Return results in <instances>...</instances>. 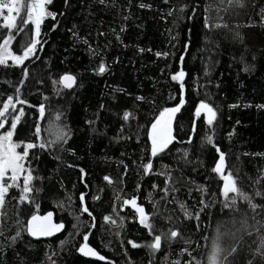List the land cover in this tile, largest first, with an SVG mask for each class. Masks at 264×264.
<instances>
[{"label":"trees","instance_id":"obj_1","mask_svg":"<svg viewBox=\"0 0 264 264\" xmlns=\"http://www.w3.org/2000/svg\"><path fill=\"white\" fill-rule=\"evenodd\" d=\"M47 9L56 15L43 20L34 55L20 66L0 65V106L9 95L15 101L17 88L26 101L9 109L24 110L13 139L37 145L24 162L34 177L29 199L20 200L21 176L0 208V264H207L214 240L228 264H264L256 252L264 251V208L239 198L231 205L233 194L221 195L223 180L213 172L219 148L225 174L264 206V0H51ZM7 34L0 28V38ZM12 34L17 51L20 41L30 42L31 26ZM178 71L181 81L172 79ZM65 73L75 77L72 88L59 84ZM181 85L175 139L152 156L148 131L162 109L180 103ZM201 101L216 112L211 125L203 110L195 113ZM57 127L66 132L60 142ZM81 193L91 217L81 210ZM133 198L149 216L151 235L124 203ZM48 211L64 231L30 237L28 218ZM84 233L105 260L77 250ZM160 234L159 249L146 246Z\"/></svg>","mask_w":264,"mask_h":264},{"label":"snow or ice","instance_id":"obj_2","mask_svg":"<svg viewBox=\"0 0 264 264\" xmlns=\"http://www.w3.org/2000/svg\"><path fill=\"white\" fill-rule=\"evenodd\" d=\"M51 2V0H0V17L3 19V24H0V28H4L7 30L9 34L3 35L0 38V65H5L9 61L13 65L20 66L26 60L31 58L37 50V45L40 43L38 37L40 36V27L45 19V17H55L56 13H53L47 9V5ZM67 2V0H65ZM103 2V0H101ZM232 0H229L231 3ZM238 4H240L241 0H236ZM144 5H141L143 7ZM183 8V6H181ZM7 12L5 15L4 12ZM19 18V19H18ZM31 26V37L30 42L20 41V46L17 51H13L11 47L13 45V41L16 39V36L13 35V30L17 33L24 32L25 26ZM212 27H216L217 25L213 24ZM226 26V25H225ZM55 27V25H53ZM204 27H210L207 16L205 17ZM157 55H161V53H157ZM245 71L248 69L245 68ZM98 71H105V65L102 62L99 65ZM24 75L27 76V70H24ZM184 76L183 71L176 72L173 76V80H179ZM24 81L21 80L20 84H23ZM55 83V82H54ZM75 83V77L71 74L65 73L59 77V84H61L65 88H71ZM183 86L181 85V88ZM19 91L17 88V95L14 97L9 95L6 99L2 101V106H0V129H5V131H0V208L3 207L5 203V195L8 193L9 188L11 187H20L18 181L21 176L23 179V187L20 192V200L27 201L29 199L28 193L32 191V187L30 182L34 179L31 169L25 168L24 162L25 158L29 154V149L35 148L37 145L32 142H16L13 139L14 130L17 128V124L24 114L23 108H20L17 113L13 114L9 112V109H16L17 104H24L26 101L19 99ZM137 99H142L141 97H137ZM184 104L183 95H181L180 103L176 104L175 107L164 108L153 120L151 127L148 131V139L151 141V155L156 156L157 153L162 152L164 149L168 147V145L175 139L172 135V119L174 115L180 110L181 105ZM40 115H44V105L40 104L39 106ZM204 111V119L207 121L209 125L213 123L216 118L215 110L204 101H201L200 104L197 105L195 113L197 116L200 115L201 111ZM130 116V113L124 112V119L127 120ZM59 118V117H57ZM194 130V129H193ZM47 131V130H46ZM35 133L36 139L39 140L41 138V127L39 122L35 125ZM66 132L61 128L57 127L55 132L54 140L55 142H60L65 139ZM205 139L209 144H212L213 138L212 136H206ZM53 141H49L47 143H40L39 147L44 149L45 147H51ZM22 147V151H17V148ZM216 151L219 153V159L216 161L215 167L213 168V172L220 174L221 179L223 180V186L220 190L221 195L224 197H229V194H233L231 196V205H235L237 199L246 201L249 207L253 210L258 207L264 208V206H258L253 203L252 197L241 191L235 182V179L231 172L225 173V156L223 152H220L219 148H216ZM151 167V160L147 164L143 165L144 171L147 174ZM83 172V169H81ZM10 173V175H9ZM7 177V181L5 178ZM104 179L109 181V177L105 176ZM167 184L168 182L165 181ZM155 187V185H154ZM39 191V189H37ZM256 196H261V192L257 191L255 193ZM80 203L81 210L84 213H87L89 217L92 216V213L85 206V197L84 194H80ZM125 204H132L133 207L136 208L137 212L140 214V223L147 229H149V234H152L153 225L149 223V216L145 214L143 208L136 204L135 198L132 200H125ZM228 203H225V207H230ZM0 215H4V213L0 212ZM52 213L48 212L43 217L36 215L35 213L28 218L26 231L32 236H50L54 231H60L63 227V224H52L51 218ZM198 216V214H197ZM107 221L110 217H104ZM43 221V226H37L34 222ZM19 224V220L16 221ZM114 223V221H113ZM75 228L76 226L73 225ZM2 234V233H0ZM20 231L16 232V237L20 236ZM178 235L177 231L172 230L170 232L171 237H176ZM163 234L155 235L152 242L147 247L155 250L161 247V240ZM14 239V238H13ZM88 240V234H83V241L80 243L79 248L77 249L79 252L83 253L86 256H97L100 260H105L104 256H100L94 249L89 247L86 243ZM65 241H61L63 244ZM129 244H132L133 247H138V245L134 244L132 241H129ZM261 245H264V237L261 238ZM183 251V250H182ZM235 251V248L232 249ZM256 252L259 253L262 257H264V251L261 250V247H257ZM223 255V250L219 247V245L213 241L211 250L208 253L206 258L207 264H228L227 257ZM194 264H201V262L195 261L193 258ZM193 262H186V264H193ZM179 264V262H177ZM251 264V261H249Z\"/></svg>","mask_w":264,"mask_h":264},{"label":"water","instance_id":"obj_3","mask_svg":"<svg viewBox=\"0 0 264 264\" xmlns=\"http://www.w3.org/2000/svg\"><path fill=\"white\" fill-rule=\"evenodd\" d=\"M75 84V83H74ZM74 84H73V86H74ZM72 86V87H73ZM71 87V88H72ZM183 88V99H185V92H184V87H182ZM181 107H182V105H181ZM180 110H181V108H180ZM180 110L174 115V117H173V119L178 115V113L180 112ZM172 119V120H173ZM48 212H51L53 215H52V218H51V223L52 224H63V227L60 229V231H54L53 232V234L52 235H50V236H32V235H30L29 233V235H30V237H32V238H34V239H45V238H52V237H55V236H58V235H60L63 231H64V229H65V224L64 223H60V222H58V221H56V215H55V212L54 211H48ZM48 212H46V213H48ZM46 213H36V215H38V216H40V217H43ZM34 224H36L37 226H43V224H44V222L43 221H37V222H34ZM88 240H89V236H88ZM88 240H87V244H88ZM83 254V253H82ZM84 255V254H83ZM84 256H86V255H84Z\"/></svg>","mask_w":264,"mask_h":264},{"label":"rangeland","instance_id":"obj_4","mask_svg":"<svg viewBox=\"0 0 264 264\" xmlns=\"http://www.w3.org/2000/svg\"><path fill=\"white\" fill-rule=\"evenodd\" d=\"M4 14L6 15L7 14V12H6V10H5V12H4ZM2 18V17H1ZM13 35H15L16 36V38H17V34H13ZM14 42L15 41H13V45H14ZM13 45L11 46L12 48H13ZM13 51H14V49H13ZM184 77V76H183ZM183 77L181 78V79H179V80H177V81H181L182 79H183ZM12 110H14V109H12ZM6 130V128L5 129H0V131H5ZM17 151H19V149L17 148ZM224 164H225V160H224ZM225 174V173H224ZM9 175H10V173H9ZM7 180V177L5 178V181Z\"/></svg>","mask_w":264,"mask_h":264},{"label":"bare ground","instance_id":"obj_5","mask_svg":"<svg viewBox=\"0 0 264 264\" xmlns=\"http://www.w3.org/2000/svg\"><path fill=\"white\" fill-rule=\"evenodd\" d=\"M88 257H93V256H88Z\"/></svg>","mask_w":264,"mask_h":264}]
</instances>
